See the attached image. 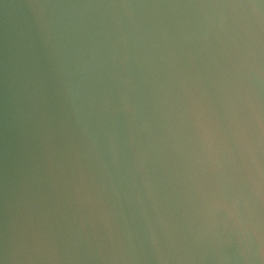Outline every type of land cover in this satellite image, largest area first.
Listing matches in <instances>:
<instances>
[{"label": "water", "instance_id": "1", "mask_svg": "<svg viewBox=\"0 0 264 264\" xmlns=\"http://www.w3.org/2000/svg\"><path fill=\"white\" fill-rule=\"evenodd\" d=\"M0 264H264V0H0Z\"/></svg>", "mask_w": 264, "mask_h": 264}]
</instances>
